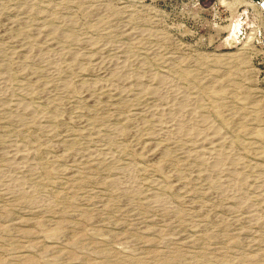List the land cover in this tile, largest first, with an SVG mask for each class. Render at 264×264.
<instances>
[{
    "label": "rangeland",
    "instance_id": "obj_1",
    "mask_svg": "<svg viewBox=\"0 0 264 264\" xmlns=\"http://www.w3.org/2000/svg\"><path fill=\"white\" fill-rule=\"evenodd\" d=\"M0 79V264H264V0H0ZM163 80L190 100L198 134L147 153L164 129L154 109L179 114L168 95L150 100ZM16 145L27 163L6 155ZM218 150L232 172L211 177ZM123 170L136 183L120 193ZM232 173L235 199L213 196ZM15 179L25 187L7 198Z\"/></svg>",
    "mask_w": 264,
    "mask_h": 264
},
{
    "label": "bare ground",
    "instance_id": "obj_2",
    "mask_svg": "<svg viewBox=\"0 0 264 264\" xmlns=\"http://www.w3.org/2000/svg\"><path fill=\"white\" fill-rule=\"evenodd\" d=\"M116 60V59H115ZM117 63H119V61L117 62ZM51 65V64H50ZM107 65V64H106ZM121 65V64H120ZM119 64H115V65H113L114 67H117V69H121V68H123L122 67V65L120 66ZM48 66V65H47ZM46 66V67H47ZM109 66V65H108ZM113 66H109V67H113ZM49 67H51L50 69H52L53 71H55V65L53 64V65H51V66H49ZM113 67V68H114ZM98 68V67H97ZM112 68V69H113ZM111 69V70H112ZM97 71V70H96ZM104 71H105V69H104ZM108 71V70H107ZM98 72H100L99 71V69H98ZM106 72V71H105ZM51 73H52V71H51ZM107 73V72H106ZM126 73V72H125ZM103 74V73H102ZM105 74V73H104ZM103 74V75H104ZM116 74H117V72H116ZM52 75V74H51ZM1 76H2V74H1ZM115 77V76H114ZM118 77V76H117ZM123 77V76H122ZM125 77V76H124ZM123 77V78H124ZM127 77V76H126ZM2 78V77H1ZM120 78H121V76H120ZM120 78H118V79H120ZM129 78V77H128ZM141 78V77H140ZM127 79V78H126ZM0 80H2V81H0V98L1 97H3V96H5L6 95V89H7V83H6V81H3V79H0ZM128 80V79H127ZM127 80H122L124 83H127L128 81ZM132 81H134V80H132ZM145 81H147V80H145ZM144 81V82H145ZM148 81H150V80H148ZM147 81V82H148ZM167 81V80H166ZM9 82V81H8ZM98 82V81H97ZM118 81H116V83H117ZM140 82H141V80H140ZM158 82H160V81H158ZM115 83V82H114ZM132 83V82H131ZM151 83V82H150ZM79 84V83H78ZM128 84V83H127ZM127 84H124V85H127ZM134 84V83H133ZM160 84V83H159ZM89 85H91V84H89ZM113 85V84H112ZM123 85V86H124ZM129 85V84H128ZM137 85V84H136ZM141 85V84H140ZM151 85V84H150ZM63 86V85H62ZM67 85L65 84V87H66ZM130 86H132V85H130ZM134 86V85H133ZM138 86V85H137ZM173 86V85H172ZM91 86H86V84L84 85V84H79V85H75L74 86V90H73V93L76 95V98L77 99H79V100H86L87 101V99H88V92H89V90L91 89L90 88ZM93 89H99L100 91H105L106 92V94L107 93H109L110 94V96H113V97H120V96H122L125 92H126V90L125 91H120V89L119 90H112L111 88V90L109 89V87L108 86H104V85H101V84H93ZM120 87V86H119ZM118 87V88H119ZM143 87H144V84H143ZM147 87V86H146ZM160 87H161V91H159V90H157V91H152L153 93H150L151 94V98H150V100L152 99V98H154V99H157L158 101L159 100H162V99H164L162 96L163 95H168V96H170L171 98H173V103L170 101V100H168V103H169V101L171 102V104H173L174 106L173 107H171V109L172 110H174L175 109V111H176V109L178 110V112H179V114L177 115L176 114V116H172V113H171V116L172 117H170V114L168 113V111H167V108H162V107H156L157 109H154V111L157 113V115H160L161 117H163V119H164V127H162V128H164L163 130H161V131H159L160 133H158L159 135L157 136V138H153L154 137V135H153V137H149L148 139H146V143L148 144V145H146V147H147V149H146V152L147 153H151L150 151H151V149H152V147L154 146V145H156L155 143H156V140H160V142H162L161 140H163V141H166V142H174L173 140H178V139H180V140H182V139H185V140H189V139H194V138H196L197 136V134L198 133H196V132H194L193 130H192V128H191V124H192V118H193V109H191V103H189V101L190 100H186L185 98H184V96H181L179 93H175V92H177V91H175V92H173L172 91V89H171V86H170V84L168 85V83L167 82H164V80L161 82V84H160ZM66 88H68V87H66ZM134 88H136V87H134ZM138 88V87H137ZM121 89H123V88H121ZM125 89V88H124ZM139 89V88H138ZM142 89V88H141ZM140 89V90H141ZM150 89H152V88H150ZM9 90V89H8ZM133 90V89H132ZM135 90V89H134ZM137 90V89H136ZM135 90V91H136ZM144 90V89H143ZM174 90V89H173ZM129 91H131V90H129ZM138 91V90H137ZM136 91V92H137ZM133 92V91H132ZM149 92H150V90H149ZM148 92V93H149ZM143 93H145L144 91H143ZM73 94V95H74ZM108 94V95H109ZM130 94V97H131V92L129 93ZM75 95H74V97H75ZM128 95V94H127ZM135 95V94H134ZM149 95V94H148ZM7 96V95H6ZM124 96V95H123ZM126 96V95H125ZM136 98H137V96H135ZM134 97V98H135ZM123 98V97H122ZM125 98V97H124ZM127 98V97H126ZM131 98H133V97H131ZM148 99H149V97H147ZM168 98V97H167ZM113 100L115 99V98H112ZM111 99V100H112ZM153 99V100H154ZM78 100V101H79ZM165 100V99H164ZM85 101V102H86ZM115 101V100H114ZM121 101V100H120ZM80 102V101H79ZM117 102V101H116ZM167 102V101H166ZM162 103V102H161ZM150 104H152L151 103V101H150ZM163 104V103H162ZM170 104V103H169ZM13 105L14 104H12L11 106L13 107ZM15 106V105H14ZM153 106V105H152ZM156 106V105H155ZM169 106V105H168ZM167 106V107H168ZM142 107V106H141ZM148 107H150V106H148ZM164 107V106H163ZM19 108V107H18ZM154 108V107H153ZM141 109V108H140ZM136 110V111H138V113H136V114H134L133 116H131L132 117V122H131V124L133 125V123L134 122H137V119H139V117L141 116V114H142V110ZM144 109V108H143ZM18 110V109H17ZM23 110H26V108L25 107H23ZM19 111V110H18ZM153 111V112H154ZM131 115H132V113H131ZM144 116V115H143ZM148 116H150V115H148ZM152 116H154V115H152ZM125 117V116H124ZM147 118V117H146ZM156 118V117H155ZM129 119V118H128ZM151 120V119H150ZM149 120V121H150ZM154 120H156V119H154ZM126 121V120H125ZM148 121V120H147ZM162 121V120H161ZM49 122V121H48ZM140 122V121H139ZM156 122V121H155ZM47 123V122H46ZM129 123V122H128ZM138 123V122H137ZM137 123H134V125H136ZM154 123V122H153ZM205 123V122H204ZM80 124V123H79ZM125 124V123H124ZM130 124V125H131ZM155 124V123H154ZM163 124V123H162ZM83 125V124H82ZM46 126H48V125H46ZM154 126H156V125H154ZM205 126V125H204ZM209 127V126H208ZM203 128H205V127H203ZM215 128V127H214ZM122 130V129H121ZM207 130V129H206ZM213 130V129H212ZM216 130V129H215ZM214 130V132L212 133V135L214 136L213 137V141H211V143H209V145H208V147H213L214 145H215V141L219 138L218 136V134L216 133V131ZM47 131V130H46ZM123 131V130H122ZM122 131H121V133H122ZM205 131V130H204ZM204 131H203V133H204ZM118 132V131H117ZM119 132H120V130H119ZM118 132V133H119ZM158 132V131H157ZM208 132V131H207ZM211 132V131H210ZM218 132V131H217ZM112 133H114V132H112ZM202 133V132H201ZM202 133V134H203ZM219 133V132H218ZM221 133V132H220ZM211 134V133H210ZM157 135V134H156ZM211 135V136H212ZM100 136V135H99ZM116 136V135H115ZM122 136V135H121ZM211 136H209V137H211ZM222 137H223V135H222ZM97 139V138H96ZM201 139V138H200ZM200 139H198V140H200ZM222 139V138H221ZM102 140V139H101ZM147 140H149V141H147ZM197 140V141H198ZM200 141H202V140H200ZM207 141H208V139H207ZM143 142H145V141H143ZM142 142V143H143ZM166 142H164L165 144H166ZM176 142H178V141H176ZM182 142V141H181ZM192 142H194V141H192ZM182 143H184V141L182 142ZM198 143V142H197ZM206 144H208L207 142H205ZM222 143V142H221ZM170 144V143H169ZM176 144V143H175ZM205 144V145H206ZM142 145V144H141ZM171 145V144H170ZM173 145H174V143H173ZM178 145V144H177ZM182 145V144H181ZM199 145H201V144H199ZM198 145V147H200ZM13 146H15V145H13ZM12 146V147H13ZM16 146H18V145H16ZM54 146V145H53ZM57 146V145H56ZM58 146H60V145H58ZM52 147V146H50L49 147V149L51 150H54V151H58V152H61V150H60V148L59 147ZM145 146V145H144ZM143 145H142V147H144ZM176 146V145H175ZM191 146V145H190ZM11 147V146H10ZM20 146H18V148H10V149H8V151L6 152V155L7 154H9V155H13L14 156V159L13 158H11L12 160H17L18 162H22V163H27V158H29L30 156L29 155H26L27 153H25L22 149H20L19 148ZM47 147V146H46ZM45 147V148H46ZM195 146H193L192 148H194ZM207 147V146H206ZM207 147V148H208ZM217 147V146H216ZM8 148H9V146H8ZM189 148V147H188ZM218 148V147H217ZM25 149V148H24ZM145 149V148H144ZM191 149V148H190ZM198 149V148H197ZM203 149V148H202ZM201 149V150H202ZM206 149V148H205ZM220 149H221V146H220ZM45 150V149H44ZM49 150V151H50ZM212 150H214V149H212ZM212 150H210V152L212 151ZM217 150V149H216ZM225 150V149H224ZM47 151H48V149H47ZM53 151V152H54ZM204 151H206V150H204ZM219 151V150H218ZM1 152V151H0ZM27 152V151H26ZM57 152V153H58ZM194 152V151H193ZM200 152V151H199ZM224 153H225V151H223ZM222 152V150L221 151H219L218 153H216V155L214 156V157H212L211 158V160H209L210 162V164L208 165V167L206 166V168L208 169V172H209V175L212 177L213 175H215V174H217L218 175V173L219 172H221V173H223L224 171H230L231 170V172H232V169H230V167L228 168V167H226L225 165H226V162H228V160L229 159H227V153H223ZM179 153H181V152H179ZM184 153V152H183ZM188 153V152H187ZM190 153V152H189ZM188 153V154H189ZM195 153V152H194ZM208 153V152H207ZM206 153V154H207ZM213 153V152H212ZM215 153V152H214ZM4 154V153H3ZM30 154V153H29ZM109 154V153H108ZM191 154V153H190ZM2 155V154H1ZM31 155V154H30ZM106 155V154H105ZM194 155V154H193ZM193 155L191 156V157H193ZM197 155H198V153H197ZM196 155V156H197ZM200 155V154H199ZM198 155V156H199ZM213 155V154H212ZM211 155V156H212ZM29 156V157H28ZM107 156V155H106ZM111 156V155H110ZM180 156V155H179ZM182 156V155H181ZM4 157H5V155H4ZM9 157V156H8ZM10 157H12V156H10ZM32 157V156H31ZM108 157V156H107ZM107 157H105V158H107ZM184 157V156H183ZM187 158H188V156H186ZM3 158V157H2ZM109 158V157H108ZM107 158V159H108ZM113 158V157H112ZM206 158V157H205ZM204 158V159H205ZM32 159V158H31ZM89 159H91V160H93V156H91V155H89V156H87V160H89ZM192 159V158H191ZM199 159V158H198ZM201 159V158H200ZM185 160H187L186 158H185ZM189 160V159H188ZM205 160H207V159H205ZM111 161V160H110ZM194 161H196L197 162V160H193V162ZM203 161V160H202ZM13 162V161H12ZM31 163V162H30ZM197 163H200V161L199 162H197ZM203 163H204V161H203ZM202 162L200 163V164H203ZM8 164H10V163H8ZM14 164H16V163H14L13 162V165ZM29 164V163H28ZM229 163H227V165H228ZM230 164H232L231 162H230ZM229 164V165H230ZM12 165V164H11ZM10 165V166H11ZM27 165V164H26ZM31 165V164H30ZM198 165V164H197ZM233 165V164H232ZM9 166V165H8ZM7 166V167H8ZM18 166V165H17ZM27 166H29V165H27ZM199 166V165H198ZM12 167V166H11ZM22 167V166H21ZM21 167H19L18 169H20ZM31 167V166H30ZM29 167V168H30ZM22 168H26V172H27V167H25L24 165H23V167ZM32 168V167H31ZM200 168V167H199ZM205 168V167H204ZM9 169H11V168H9ZM33 169V168H32ZM32 169H31V171H32ZM239 169V168H238ZM11 170H13V169H11ZM10 170V171H11ZM16 170V169H15ZM130 170V169H129ZM128 170V171H129ZM200 170H201V168H200ZM202 170H204V169H202ZM19 171V170H18ZM22 171V170H21ZM28 171H30V170H28ZM125 170H123V172H124ZM133 171V170H132ZM9 172V171H8ZM12 172V171H11ZM16 172V171H15ZM204 172V171H203ZM226 172H224V174H225ZM229 173V172H228ZM226 174V175H229V174ZM235 173V172H234ZM234 173H232L231 175H232V179L231 180H229L228 179V181H226V182H224V180H221V181H223L222 183L223 184H214V183H212V184H210V186H211V190L213 191V196H215L216 197V195H217V197L219 196V194H221L223 191H225L226 192V194H228V196H230V197H233L234 198V194H236L235 192V185H236V182H238L239 181V177H240V175H239V173H238V175H236V174H234ZM1 174H3V172L1 173ZM1 174H0V176H1ZM8 174H10V172L8 173ZM119 174V173H118ZM16 175V174H15ZM116 175H117V173H116ZM121 175V177L119 178L118 177V179L116 180V181H113L112 180V182H111V185L112 186H114V187H116V189L121 193V192H125V191H132V190H134V184L136 183H134V177H133V175H132V173H131V171H129V172H124V173H121L120 174ZM220 175V174H219ZM3 176V175H2ZM8 176H11V175H8ZM14 176V175H13ZM194 176H196V177H198L197 175H194ZM199 176H201V174L199 175ZM176 178H178L177 176H175ZM205 177H207V176H204V178ZM213 177H216V175L215 176H213ZM221 178H222V174H221V176H220ZM6 178V177H5ZM175 178V179H176ZM179 179V178H178ZM209 179H210V177H209ZM208 179V180H209ZM215 179H218V178H215ZM2 180V179H1ZM4 180H6V181H8L7 179H4ZM4 180H3V182H4ZM198 180H200V179H198ZM240 180H241V178H240ZM14 181V180H13ZM11 182V184L8 186V187H5L4 188V191H5V193L7 194H5L6 195V197L8 198V196H10V195H12V194H17V193H20V194H22V191H23V189H24V187L25 186H23V184H21L20 182H17L16 181V179H15V181L14 182ZM177 181V180H176ZM1 182V181H0ZM178 182H179V180H178ZM209 183V182H208ZM264 183V182H263ZM3 184H5V183H3ZM262 184V183H261ZM238 187H239V185H238ZM257 188V187H256ZM256 188L254 189V190H256ZM260 188V187H259ZM257 189L256 191H255V194H256V197H255V199L257 200V201H261V200H263L264 201V189ZM1 189H2V187H1ZM0 189V190H1ZM120 190H123V191H120ZM241 191V190H240ZM254 192V191H253ZM2 193H4V192H2ZM223 194H224V192H223ZM1 195H3V194H1ZM5 195H3L4 197H5ZM244 195V194H243ZM224 196V195H223ZM255 196V195H254ZM215 197H213V198H215ZM236 198H237V196H236ZM243 198V197H242ZM226 199V198H225ZM232 199V198H231ZM231 199H229V200H231ZM235 199V198H234ZM245 199V198H244ZM247 199V198H246ZM245 199V200H246ZM228 200V199H227ZM227 203V202H226ZM236 203H238L237 205H239V207L240 206H245V207H242V208H244L245 209V212H246V214L248 215H246L247 216V219L249 218L250 219V216H251V221H253L254 220V218H255V216H256V212L258 211L257 209H255L254 210V208H255V206H247L248 204H245L244 205V201L243 202H241V200L239 199V201H237ZM235 203V204H236ZM248 203V202H247ZM260 203H262L263 204V202H260ZM260 203H258V204H260ZM170 204V203H169ZM169 204H166L165 203V201H159V200H153L152 202H151V205L154 207V209L156 210V211H161V210H165V209H167L168 208V205ZM230 204H231V202H230ZM232 204H234V201H233V203ZM231 204V205H232ZM236 205V206H237ZM254 205V204H253ZM170 206V205H169ZM247 206V207H246ZM40 208V207H39ZM231 208V207H230ZM236 208H238V207H236ZM241 208V207H240ZM263 210H264V205H263ZM239 209V208H238ZM232 210V209H231ZM230 210V211H231ZM227 211H228V209H227ZM238 211V210H237ZM237 211H235V212H237ZM242 212H244L243 210H242ZM261 212V211H260ZM263 212V211H262ZM157 213V212H156ZM240 214V213H239ZM260 215V214H259ZM244 215H242V217H243ZM244 218V217H243ZM246 218V217H245ZM257 218H258V216H257ZM259 218H261V217H259ZM262 219V218H261ZM245 220V219H244ZM259 220V219H258ZM246 221V220H245ZM248 221H250V220H248ZM260 221V220H259ZM262 221V220H261ZM249 223V222H248ZM256 223V222H255ZM258 223V222H257ZM258 225H261V227H264V222L262 221L260 224H258Z\"/></svg>",
    "mask_w": 264,
    "mask_h": 264
}]
</instances>
